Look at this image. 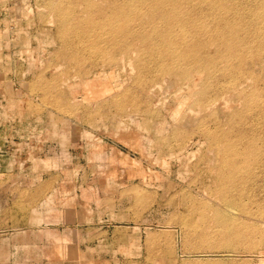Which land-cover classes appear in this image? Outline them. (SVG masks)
<instances>
[{
    "label": "rangeland",
    "instance_id": "rangeland-1",
    "mask_svg": "<svg viewBox=\"0 0 264 264\" xmlns=\"http://www.w3.org/2000/svg\"><path fill=\"white\" fill-rule=\"evenodd\" d=\"M0 264H264V0H0Z\"/></svg>",
    "mask_w": 264,
    "mask_h": 264
},
{
    "label": "bare ground",
    "instance_id": "bare-ground-1",
    "mask_svg": "<svg viewBox=\"0 0 264 264\" xmlns=\"http://www.w3.org/2000/svg\"><path fill=\"white\" fill-rule=\"evenodd\" d=\"M226 9V8H223L222 6H215L213 9H211V10H213V12L215 13L218 9ZM259 9H257L256 11H258ZM244 10L242 9V8H237L236 9V12L237 13H241V12H243ZM210 13H211V11H209ZM225 32H228V33H230L228 30L227 31H225ZM223 47H224V49H225V51L227 52V54H228V62L229 61H231V60H233L235 57H236V53H238V49L241 47V45H240V43H237V42H235L234 40H232V39H228V38H225L224 39V43H223ZM254 48L255 49H259V45L258 44H256L255 46H254ZM240 56L242 57V62H240V63H238L237 64V71H239V72H242V71H244L245 69H246V67H247V57L248 56H246V55H243V54H240ZM202 64H204V63H202ZM233 149H236V147H234V144H233ZM232 162H234L235 163V161H232ZM228 205V210H229V212L231 213V212H233V207H230L229 205L230 204H227Z\"/></svg>",
    "mask_w": 264,
    "mask_h": 264
}]
</instances>
